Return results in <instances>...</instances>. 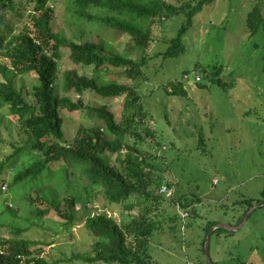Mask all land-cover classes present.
<instances>
[{"label": "rangeland", "instance_id": "374dc122", "mask_svg": "<svg viewBox=\"0 0 264 264\" xmlns=\"http://www.w3.org/2000/svg\"><path fill=\"white\" fill-rule=\"evenodd\" d=\"M50 2L55 9L56 29L72 38L98 39L88 27H73L65 22L64 0ZM255 2L214 0L205 4L194 16L193 25L182 35L183 52L174 56H164L163 51L177 34L185 16L168 17L155 29V40L146 53L148 60L142 80L140 77L129 79L121 69L113 67L97 76L100 83L115 80L134 85L140 82L137 92L145 105L146 116L136 117L139 136H131L127 142L148 155V162L155 167L153 175L162 178V183H170L168 192L175 200L185 195L192 201L189 216L183 219L178 214L173 220L170 219L175 208L172 202L166 199L156 203L154 210L156 214H163V224L151 240V253L159 264H186V260L207 264L201 248L204 228L208 224H214L207 234L210 236L208 253L213 264H264V206L253 203L247 208V200L262 199L264 189V75L261 70L264 30L261 28L250 35L246 26V15ZM30 8L31 4L23 0L20 12L26 14ZM261 10L264 16V3ZM18 18L21 20L22 16ZM130 41L128 35L113 29L104 31L102 36V42L118 53H124ZM139 54L138 50H129L128 56L137 58ZM0 62L10 66L6 55L0 56ZM71 65L64 57L59 63V77ZM216 68L221 69L215 77L212 72ZM83 70L80 66L79 71ZM85 72L90 73L89 68ZM196 75L200 81H196ZM218 78L222 84L217 83ZM33 80L31 74L14 77L18 88H25ZM177 82L181 83L180 87H176L174 93L169 92L168 87ZM77 97V93L71 92L73 100ZM82 98L84 103L96 106L109 103L117 120L125 112L124 94L104 99L85 91ZM133 109L132 106L131 111L128 109V115ZM61 116L64 137L68 141L75 140L81 130L105 128L102 119L93 118L86 110H62ZM0 117L2 160L11 152V143L21 142L23 134L8 113L0 111ZM106 155L115 161L116 154ZM23 160L25 157L15 163L20 165ZM15 163L6 164L2 177L7 181L13 172L10 165ZM60 166L57 164L42 177L40 184L52 187L58 194L73 192L82 199L88 195L90 187L85 177L73 165L65 171L60 170ZM8 188L3 185L0 192V239L13 235L12 228H25L20 237L45 242L39 245L50 260L92 249L96 239L79 216L105 212L119 224L130 217L128 212L120 211L117 204H108L101 192L91 189L95 200L89 209L80 208L79 220L63 226L56 215L43 219L31 216L20 195L17 192L13 195L14 189ZM150 188L156 192L159 186ZM218 225L238 229L220 226L218 228L223 230L214 229L209 235L210 229ZM72 262L61 261L60 264Z\"/></svg>", "mask_w": 264, "mask_h": 264}, {"label": "trees", "instance_id": "16d2710c", "mask_svg": "<svg viewBox=\"0 0 264 264\" xmlns=\"http://www.w3.org/2000/svg\"><path fill=\"white\" fill-rule=\"evenodd\" d=\"M50 1L24 0L25 4H31V8L28 13L22 14L20 6L23 0H0V56L6 55L10 61V66L0 62V111L8 113L23 134L21 142L11 143V152L0 160V192L3 185L13 188V195L16 192L20 195L25 210L31 216L43 219L56 215L63 226L79 220L77 214L80 208L89 209L95 200L91 189L101 192L108 204H117L120 211L128 212L130 217L127 222L119 224L105 212L79 216L96 239L92 249L85 253L72 252L69 257L58 260H50L43 255L41 245L45 242L20 237L25 228H12L13 235L0 239V264H60L61 261L159 264L151 253V240L163 224V214H156L154 210L157 209L156 203L170 200L175 207L170 218L173 220L179 214L177 205L189 216L192 201L185 195L175 200L172 193L160 192L162 184L169 188L170 183H162V178L155 177V167L148 162V155L135 144L127 142L131 136H139L136 129L139 120L136 117L146 116L145 105L137 92L140 82L134 85L115 80L100 83L97 76L113 67L121 69L129 79L140 77L142 80L148 60L146 53L155 40L158 24L168 17L184 14L180 29L163 51L164 56H174L183 52L182 35L193 25L194 16L205 4L214 0H64L65 22L73 27H88L98 37L96 40L68 37L63 30L56 29L55 9ZM262 3L264 0H256L246 15L250 35L261 28L264 30ZM19 16H22L21 20ZM24 17L26 20H23ZM110 29L129 36L131 43L124 53L112 51L109 45L102 42L104 31ZM129 50H138L139 57L128 56ZM64 57L72 65L64 69L59 77V63ZM80 66L83 71H79ZM87 68L90 73L85 72ZM220 69L216 68L213 76H218ZM261 70L264 75V52ZM28 74L34 80L25 88H18L14 77ZM184 76L187 77L186 74ZM195 79L200 81L198 75ZM216 81L223 83L219 78ZM180 85L179 82L174 83L168 91L174 93ZM85 91L104 99L124 94L125 112L120 120L115 117L109 103L98 106L84 103L82 94ZM71 92L78 94L76 100L71 98ZM131 106L134 109L128 115ZM62 110H86L93 118L102 119L105 128L81 130L75 140H65ZM1 125L0 117V142ZM109 153L116 154L114 162L106 155ZM24 157L20 165L15 163ZM7 163H15L10 165L13 172L8 181L2 177ZM57 164L63 171L73 165L85 177L90 187L86 188L89 194L82 199L73 192L58 194L52 187L41 185L40 179ZM153 185L159 186L156 192L150 188ZM261 195L263 198L256 202L247 200V208L253 203L264 206V189ZM212 225L204 228L201 248L204 254V243ZM33 245L39 247L31 248Z\"/></svg>", "mask_w": 264, "mask_h": 264}, {"label": "water", "instance_id": "95a60500", "mask_svg": "<svg viewBox=\"0 0 264 264\" xmlns=\"http://www.w3.org/2000/svg\"><path fill=\"white\" fill-rule=\"evenodd\" d=\"M264 205V203L262 204ZM254 208V207H253ZM250 211H252V209ZM248 216V215H247ZM247 216L245 217V219L247 218ZM220 226H223V227H227L229 228L230 230H235V229H238V227H235V226H228V225H218V226H213L210 231H209V235L211 234V232L215 229V228H218ZM208 248H209V236H207L206 240H205V243H204V250H205V255H206V259H207V262L208 264H212V261L209 257V253H208Z\"/></svg>", "mask_w": 264, "mask_h": 264}, {"label": "built area", "instance_id": "2783aa9c", "mask_svg": "<svg viewBox=\"0 0 264 264\" xmlns=\"http://www.w3.org/2000/svg\"><path fill=\"white\" fill-rule=\"evenodd\" d=\"M159 191L162 193L170 194L168 192L169 188L166 184H162L159 188ZM177 210H178V213L181 215V217L186 218L188 216V212L186 210L181 209L178 205H177ZM187 264H194V263L187 260Z\"/></svg>", "mask_w": 264, "mask_h": 264}]
</instances>
